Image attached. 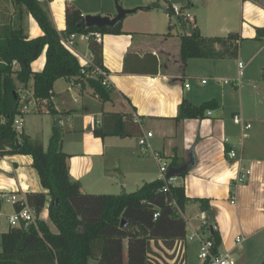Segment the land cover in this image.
Masks as SVG:
<instances>
[{
	"label": "crops",
	"instance_id": "crops-1",
	"mask_svg": "<svg viewBox=\"0 0 264 264\" xmlns=\"http://www.w3.org/2000/svg\"><path fill=\"white\" fill-rule=\"evenodd\" d=\"M60 1L65 2V5L69 3L66 0H52L51 2L56 5L54 10H52L51 2L42 4L44 9L48 10L47 15L54 25L57 17L61 16V12L64 20L65 6L62 9L59 5ZM127 3L128 8H134V6L137 8L134 12L148 14L136 18L142 19L144 27H134L141 25L139 22L131 21L130 25L121 27L120 33L102 36L100 43L102 65L108 71L107 87L111 90L109 100L99 99L86 79L80 83L82 89L79 98L72 99L65 91L56 92L53 85L50 98L36 100L32 96L33 81L30 79L25 91L28 93L24 96L27 99L25 102L29 105L33 98L38 113L51 114L50 135L54 124L57 123L59 127H62L64 124L62 117L70 122L75 107L79 102L82 104V126L85 130L82 146L85 153L78 159L79 164L74 159L67 161L69 176L72 180H79L82 193L90 194L83 187L85 177L98 166L100 157L110 146L120 149L119 153L124 154L123 158H126V160L122 159L117 167L116 163L113 165L118 172L123 176L131 175L143 183L162 177L151 155L152 151L167 156L166 174L169 168H178L187 164L185 171L174 176L175 185L183 186L189 198L181 212L186 226L185 237L179 247H183L185 264L189 252V241H196L194 255L198 259V241L194 237L195 233L202 234L204 237H210L216 233L219 237L217 246L219 252H227L232 256L235 251L240 250V264H250L248 263L250 249L257 245L260 247V253L263 250L261 246H264V112L260 110L259 115L251 116L254 124L244 119L241 109L232 115V120L223 117L225 105L232 103L233 98L223 93L222 97L218 96L217 84L221 86L231 84L234 88H238L241 83L237 85L231 81L225 83L224 80L227 78L219 75L222 73L220 61L232 57L202 58L206 59L201 60L205 62H200L206 72L195 73L188 67V64L192 62H189V59L183 62L180 57L181 35L190 32L186 31L188 23L179 21L175 16L182 33L174 34L172 28L177 25L175 22L172 23L171 16L174 15L170 16L166 12V6L163 10L168 16L164 15L161 22L156 20L152 12L155 11L154 9L161 8L159 4L154 6L152 3L144 6L141 1L131 3V0ZM168 4L173 6L171 2ZM183 6L184 12L188 7L197 9L190 17L191 30L196 26L200 34L206 37L226 38L230 34L234 35V40L231 42H236L238 45L237 54L234 56L237 59V76L239 56L243 55L242 50L247 43L254 50L247 56L248 62L252 63L262 54L259 65L264 69V0H191ZM15 8L18 9L17 12ZM77 8L83 15L86 14L79 7ZM91 14L113 17L115 11L96 10ZM147 15L148 18H146ZM26 16L28 24H26ZM32 19L35 20L23 6L0 0V31L4 26L19 27L27 38H34L41 34V29L36 21L37 25H33ZM64 29L65 20L63 28L57 30ZM78 45L77 43L76 49L82 54L90 50L86 43L82 42V50ZM215 48L220 50L222 45L216 44ZM42 51L44 53V49ZM39 55L30 63L33 72L40 71L45 63L44 53L38 65L35 64ZM14 68L17 69L18 65H14ZM204 74H209V77L206 79ZM208 79L213 81L212 84H209ZM68 81L75 82L73 79ZM85 83L89 88L85 89ZM186 83H189V87H185ZM208 84L209 87L204 89V86ZM21 95L18 94V97ZM21 97L19 99L23 101ZM212 99L217 102V106L208 109L202 117L175 120L183 100L199 105ZM260 103L263 105L264 96ZM104 112H119L132 118L137 116L140 121L139 127L131 126L134 133L127 136L96 137L92 133V128L94 124L101 123ZM235 114L241 116V124L233 122ZM40 118L41 116H38L35 121ZM246 123L250 124L247 129L244 128ZM32 127L39 128V124L34 122L31 126H27V122L23 121L22 131L30 138L37 140L36 136L30 133ZM148 131H151L153 136L149 139L151 148L146 151L138 145V137ZM225 138H228V142H225ZM230 148L235 149L241 161L228 156L227 152ZM95 160L98 161L95 163ZM241 166L250 168L251 173L245 182L238 184L235 177ZM6 192L16 193L19 196H25L30 192H47L40 184L30 155L0 154V194ZM232 197L234 203H231ZM198 198H204L208 202L207 210L200 208L199 202L196 201ZM47 205L42 211H47ZM14 209V205L0 196V217L7 219ZM203 220L206 221L204 225ZM4 228L0 229V235L8 229V227ZM49 228L51 229L50 226ZM237 237L243 238L240 243L236 242ZM192 251L193 249H190V252ZM166 252L172 251L166 250ZM166 259L172 261V259ZM263 259L264 257L255 264H260ZM199 263L202 264L200 260Z\"/></svg>",
	"mask_w": 264,
	"mask_h": 264
},
{
	"label": "trees",
	"instance_id": "trees-1",
	"mask_svg": "<svg viewBox=\"0 0 264 264\" xmlns=\"http://www.w3.org/2000/svg\"><path fill=\"white\" fill-rule=\"evenodd\" d=\"M35 19L41 34L27 38L19 27L4 26L0 31V154L18 153L32 157L40 184L47 192H30L25 198L36 215V224L20 223L9 226L0 235V264H88L95 259L97 264H185L181 263L180 242L185 237L186 221L181 212L188 197L183 186L169 184L155 179L144 182L132 192L120 194H85L80 191V183L69 176L67 153L61 149V128L52 126L46 148L39 140L30 138L13 127V117L18 108V94L14 86L15 78L23 84L32 79V96L36 100L48 99L52 95L54 82L59 78L81 82L80 62L76 55L65 48L58 30L49 19L44 6L35 0H14ZM166 12L171 16L172 7ZM179 21L190 23L189 18L178 17ZM65 29L63 33L102 34L121 32V20L113 26H86L84 15L72 3H66L64 10ZM234 35L226 38L206 37L195 26L189 33L181 35L180 57L188 58L234 57L237 43H232ZM222 45L216 50L215 45ZM89 49L95 62L102 65V48L90 40ZM44 49L45 63L40 71L30 68L32 60ZM16 60L15 69L12 61ZM93 93L103 101L110 99V88L101 79L86 78ZM217 106L212 99L199 105L183 100L175 120L202 117ZM131 126H138L129 115L119 112H104L99 125L94 124L92 133L96 137L127 136L133 134ZM139 127V126H138ZM173 163V162H172ZM202 210H207L208 202L198 198ZM47 205L48 217L57 232H52L48 224L39 217ZM19 209L18 203L14 205ZM158 215L154 217V213ZM214 240L213 252H218L219 237ZM166 250H171L167 253ZM166 258L172 259V261ZM260 264H264V259Z\"/></svg>",
	"mask_w": 264,
	"mask_h": 264
},
{
	"label": "rangeland",
	"instance_id": "rangeland-1",
	"mask_svg": "<svg viewBox=\"0 0 264 264\" xmlns=\"http://www.w3.org/2000/svg\"><path fill=\"white\" fill-rule=\"evenodd\" d=\"M5 1V0H4ZM128 0H73L71 3H73L75 6L79 7L85 15H99V14H91L92 12L96 10H102V11H109L113 10L116 13L117 6H121L122 8L129 9L128 8ZM134 1H141V3H144L142 5L149 6L151 5H157L159 4L161 8L154 9V16L156 20H160L162 22L161 18H164V15L168 16L163 8L168 5L169 2L173 4L178 5H184V0H131V3ZM195 1V0H192ZM59 5H61V8L63 9L65 6V2L60 1ZM52 10L55 8V3L51 2ZM135 7V6H134ZM61 9V11H62ZM152 10V9H151ZM197 9L195 7H188L185 9V12L192 17L193 14H195V11ZM10 11V8H9ZM15 11L17 12L18 9L15 8ZM46 11H48L46 9ZM148 13H140V12H134L125 15V17L121 20V27H126L130 25V22H139L141 26H134V27H144L142 23V19L137 20L136 18L146 16ZM24 15V14H23ZM204 15V14H203ZM148 18V15L147 17ZM15 19L18 20V18L15 17ZM172 23H176V27L172 28V33L174 34H180L182 33V29L178 26L176 22V17L171 16ZM33 25L35 26L36 22L35 20H31ZM142 23V24H141ZM26 24L27 23V16H26ZM37 25V24H36ZM54 25V24H53ZM131 25H133L131 23ZM64 26V20H63V14L61 12V16L57 17V20H55L54 27L56 29H61ZM30 30H32V25H30ZM186 31H191V24L188 23L186 27ZM34 33V30H33ZM78 47L82 50V41L81 39L78 40ZM253 47L250 46L248 43L244 45L242 50V56H239V60L243 62L244 69L242 70V75L240 77V86L238 88H234L231 84L227 85H219L217 84V95H221L222 93L228 95L229 97L233 98V102L229 103V105H225V117L226 119L232 120V115L237 111H242L244 119H246L248 122L254 124L253 118L251 116L253 115H259V111L261 110L264 112V103L263 105L260 103L262 101V98L264 96V69L260 67L259 60L262 57V54L254 59L252 63L248 62L247 56L252 53ZM76 57H78L79 60H81V57L74 53ZM44 53L43 51L39 55V59L35 62L36 65L40 62L41 58L43 57ZM231 57V56H230ZM189 63L188 67L191 68L195 73H202L201 71H205L203 69V65L200 62H205L201 60H206L202 58H188ZM195 62V63H194ZM209 62V61H208ZM221 72L219 75L222 78L227 79H234L237 77L236 74V65H237V59L232 58H225L221 61ZM190 70V69H189ZM227 70V71H226ZM13 76L14 86L18 94H22L19 96L22 100L25 102L27 99H25L24 96L28 94L25 92L27 90V84L20 83L16 78L15 74ZM204 77L207 79L209 77V74H204ZM31 79V78H30ZM82 82V81H81ZM81 82H69L67 78H59L55 83L54 87L56 92H68L71 98L74 97L79 98L80 92H81ZM209 84H212L213 81L208 79ZM30 83V82H29ZM75 83V84H74ZM76 83H79L78 85ZM209 84L204 86V89H207L209 87ZM88 84L85 83V89L89 88L87 87ZM70 88V90H69ZM242 106H241V104ZM21 105V104H20ZM30 111L24 115V120L27 122V126H31L34 122L39 124V128H33L32 132H30L32 135L36 136L35 139H39L42 141L44 148H46L49 137H50V128L52 125V116L50 113H38L36 109V105L34 103L33 98L30 100L29 103ZM38 116H41L40 120H36ZM64 124L61 128V149L63 152L67 153V161L70 162L72 159L78 161L79 158L82 157V154H84V148L82 146V141L85 140V130L82 126V104L80 102L77 104V107H75L72 115H71V121H66V118L62 117ZM143 148V147H142ZM144 150H148L143 148ZM120 149L114 146H110L105 154L100 157L98 166L95 167L92 172L85 177L84 182V189L87 193L90 194H120L121 192H132L133 190L137 189L140 185H142L143 182L138 181L136 178H134L131 175H125L123 176L121 173L118 172V170L113 166L116 163L120 164L122 159L124 157V154L119 153ZM5 154H11V153H5ZM162 154V153H160ZM152 155V154H151ZM163 155V154H162ZM153 157V156H152ZM163 160H167V156H164ZM80 161V160H79ZM78 161V164H79ZM98 161V160H97ZM94 161L95 163L97 162ZM68 165V164H67ZM157 166V165H156ZM158 168V167H157ZM155 171V170H154ZM158 173H160L158 171ZM161 175V174H160ZM82 179V178H81ZM150 179V176L148 178V181ZM79 181V180H78ZM81 191V190H80ZM82 192V191H81ZM43 210V209H42ZM39 217L49 224L51 227L52 232H57V229L55 225L52 223V221L49 219L47 215V211H41L39 214ZM1 224L0 229H7L9 227V223L6 218L0 217ZM195 247H196V241H189L188 245V255H187V261L186 264H200L199 259H197L194 255L195 253ZM1 249V246H0ZM190 249H193L192 252H190ZM261 249L264 250V246H261ZM262 250V251H263ZM260 247L254 246V248L250 249V253L248 255L250 264H255L256 261H260L262 257H264V254L262 255V251L259 253ZM240 250L235 251L232 254V258L236 261V264H240ZM259 253V254H258ZM262 255V256H261ZM124 264L126 263V253L124 251ZM242 258L244 259V255L242 254ZM257 262V263H258ZM88 264H97L95 259H89Z\"/></svg>",
	"mask_w": 264,
	"mask_h": 264
},
{
	"label": "built area",
	"instance_id": "built-area-1",
	"mask_svg": "<svg viewBox=\"0 0 264 264\" xmlns=\"http://www.w3.org/2000/svg\"><path fill=\"white\" fill-rule=\"evenodd\" d=\"M5 1H14V0H5ZM38 3H47L49 4L52 0H35ZM67 2H71L73 0H66ZM191 0H184L185 4H188ZM244 1V0H240ZM182 5L173 4L172 6V15L174 16H181L185 18H189L190 16L184 12ZM59 37L62 45L70 50L72 53H77L81 60L80 62V75L86 79V78H99L101 79V83L104 86L108 85V71L104 68V66L98 65L94 60V54L91 50H89L87 53L82 54L79 50L76 49V45L78 43V40L81 39L83 43H86L88 45L89 41H95L96 43H101L103 34L99 31H90L88 33H79V32H70L68 34L63 33V31H58ZM78 58V57H77ZM16 60L12 61V65H16ZM244 68L243 62L240 60L238 61V76L234 80L225 79L224 82H233L235 85L239 84L240 82V76L242 75V70ZM202 82H205V80H202ZM185 87H189V83L185 84ZM21 104V105H20ZM30 110L29 105L27 102H23L19 99V106L17 108L16 114L13 117V127L16 132H22L23 130V121H24V115ZM209 113V112H208ZM1 121H4V117L0 116ZM133 120L135 123L139 124L140 121L137 116L133 117ZM233 122L235 124H241L242 118L240 115L235 114L233 116ZM250 124L246 123L244 125V128H249ZM153 136V133L151 131H148L146 133L141 134L138 137V145L145 148L150 149V138ZM225 142H228V138H225ZM228 156L230 158H237L238 161H241V158H238L237 152L235 149L230 148L227 152ZM152 156L154 160L156 161L158 165L159 172L161 174V179L165 182L163 189L165 190L169 184H175L174 176L166 177V171L168 169V162L166 160H163L164 157L162 154H160L157 151H152ZM251 170L250 168L246 166H241L237 172V176L235 177L236 183L240 184L246 181L248 176L250 175ZM1 198L4 199L6 202L11 203L12 205H15L16 203L19 204V209H14L13 213L8 215L7 220L11 226H17L20 223H24L25 226L28 224H36V215L34 213V210L30 207V205L27 203L26 198L24 195L19 196L16 193H3L0 194ZM231 203H234V198L232 197ZM1 215V212H0ZM158 215V212L154 213V217ZM202 224H206V221L203 220ZM194 237L198 241V259L202 262V264H235V260L227 253V252H213L214 249V240L210 237H204L202 234L195 233ZM192 238L191 236L189 237ZM243 238L237 237L236 242L240 243ZM181 257L183 258V247L180 248ZM181 263H184V261H181Z\"/></svg>",
	"mask_w": 264,
	"mask_h": 264
},
{
	"label": "water",
	"instance_id": "water-1",
	"mask_svg": "<svg viewBox=\"0 0 264 264\" xmlns=\"http://www.w3.org/2000/svg\"><path fill=\"white\" fill-rule=\"evenodd\" d=\"M116 13L113 17L109 16H100V15H84V21L86 26H113L115 25L119 20H121L126 14L132 13L136 11V7L125 9L121 6L116 7ZM187 164L180 166L178 168H169L168 173L166 174V177L180 175L183 171L187 169Z\"/></svg>",
	"mask_w": 264,
	"mask_h": 264
}]
</instances>
